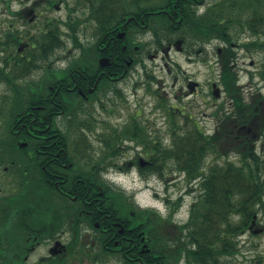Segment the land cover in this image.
Wrapping results in <instances>:
<instances>
[{"label":"flooded vegetation","instance_id":"obj_1","mask_svg":"<svg viewBox=\"0 0 264 264\" xmlns=\"http://www.w3.org/2000/svg\"><path fill=\"white\" fill-rule=\"evenodd\" d=\"M18 1L21 3L17 15L24 23L42 21L33 33L20 29L17 46L20 62H29L42 71L35 79L41 85L40 92L36 93L38 102L29 116L36 128L38 153H42L43 148L49 149L48 158L26 160L36 161L38 165L46 163L42 169H48L53 188L50 193L49 236H36L24 248V254L12 253L10 250L13 248H9L8 255L24 256L17 264H25L32 252L49 243L48 254L41 255L34 264H55L58 261L57 264H71V260L81 256H100L101 261L114 260L116 264H200L199 256L170 253L171 248H178L176 244L181 231L177 222H172L170 228L164 227L165 254L152 255L150 230L143 220L145 217L149 220V217L142 212L144 208L125 194L117 199L119 204H114L116 199L113 196L117 194L114 189L99 186L91 190L88 179H100L103 170L107 171L103 162L120 160L121 154L129 158L120 164V169L127 166L135 168L143 177H158L164 169L162 159L165 158L164 151L160 150L179 146L180 141L175 138L177 135L183 138L186 132L200 135L205 145L209 139H212L210 145L215 144L219 104L210 103V100L226 94L224 85L220 79H206L204 82L192 79L178 61L168 60L170 55L160 54L174 42L166 38L158 46L154 43V36L185 35L186 31L183 34L180 29V18L184 17L182 11L185 9L201 19L216 1L187 0L190 5L183 9L181 0H163L156 5V10H153L152 0ZM29 3L33 6L30 7ZM62 4L69 14L68 32L65 34L58 28L47 29L57 19L46 13L61 11ZM57 26H60L59 22ZM201 33L206 34L201 28L187 32L189 35ZM65 35L70 43L65 41ZM34 37H49L55 44H30ZM250 37L256 36L243 34L245 41ZM209 47L216 50V55H210ZM227 47L224 41L211 39L200 42L195 51L189 47L186 51L196 53L199 61L208 64L213 72L214 64L220 65L219 56ZM235 51L233 66L238 70L240 50ZM242 52L254 54L248 49ZM154 53L165 60L163 67L167 78L152 77L149 84L154 82L156 86L146 88L138 79L134 88L136 93V88L143 85L145 94L151 93L161 102L156 101L152 107L151 101L144 103L136 97L135 108L127 109V114H120L121 110L115 107V103L118 99L129 102V98L124 96L123 88L117 83L127 79L139 67L148 72L144 57L152 60ZM253 64L255 61H250V65ZM241 88L243 90V86ZM115 89L121 90V94ZM199 94L205 104L213 107L210 113L202 112L203 120L196 119L194 106L198 104L190 98ZM106 102H111L110 108L105 107ZM27 121L22 124L26 125ZM165 126L174 133L175 140L167 138L165 141L164 137L154 133ZM240 128L234 129V138L239 142L252 143L258 137L252 128ZM95 143L104 148L100 157L93 151L88 152ZM176 178L177 173L172 174L171 179ZM7 202L8 193L0 196L3 208L0 217L7 220L2 222L6 226L9 221ZM9 240L6 233L4 241ZM211 264H216L215 256Z\"/></svg>","mask_w":264,"mask_h":264},{"label":"trees","instance_id":"obj_2","mask_svg":"<svg viewBox=\"0 0 264 264\" xmlns=\"http://www.w3.org/2000/svg\"><path fill=\"white\" fill-rule=\"evenodd\" d=\"M0 1L8 6L11 2ZM181 3L183 9L190 5L187 0H181ZM156 9L154 6L153 10ZM182 13L184 17L179 16L180 29L183 34L184 30L186 33L177 37L183 39L186 47L195 50L200 42L211 39H219L227 44V49L219 56L220 79L233 107L230 113L225 104L220 105L217 112L219 129L214 145L209 144L212 139L207 140L205 145L200 135L186 132L184 138L188 144L183 150L178 147L160 150L164 151L165 157L172 159V165H177L184 172L191 188L196 185L192 184L193 180L199 178L196 186L199 198L192 205L189 219L179 225L181 234L176 244L178 248H171L170 253L175 256H199L200 264H211L215 256L216 264H227L226 257H235L241 252L239 237L249 230L255 215H264V156L260 155L253 142H239L234 138L235 133L231 132L236 128L235 125L248 122L254 125L255 132L264 137V94H252L247 101L233 66L236 56L234 44L240 42L239 45L249 52L264 51V0H218L201 19L185 9ZM199 28L204 29L206 34H187ZM18 31L13 24H8L0 32V84L6 85V89L0 92V168L8 167L3 174L9 183L13 182L14 190L8 193L7 206L10 210L7 226L2 223L7 220L0 217L3 225H0V264L21 263L24 256H9L8 249L13 248L10 252L15 254H24V248L30 241L36 236H49L50 229L48 207L53 181L49 178L48 169H42L46 163L38 165L36 161L26 160L48 158L49 149L43 148L42 153H38L35 124L27 121L23 125L31 118L29 112L34 110L32 107L38 102L36 93L40 92L41 85L35 79L21 81L33 71L34 66L29 62H20L16 50ZM244 33L255 35L256 39L240 40L239 37ZM166 38L173 41L176 37L156 35L154 43L161 46L162 40ZM34 42L39 45L55 44L49 37H34L30 44ZM257 75L264 81V62ZM105 78L107 81L108 77ZM250 78H254L253 73ZM115 92L121 94V90L115 89ZM262 100L263 103L260 102ZM16 120H20L18 125L14 124ZM21 142L27 145L20 147ZM206 153L213 156L207 173L202 172ZM231 154L238 157V161L229 158ZM220 158H225V161L220 162ZM92 164H89L90 167ZM103 164L106 169L111 165L110 161ZM106 182L103 177L89 178L88 186L91 190L99 186L113 189ZM115 195L114 204H119L117 199L124 193L117 192ZM181 202V199L174 202L172 213ZM42 205L44 207L40 209ZM2 210L0 205V215ZM142 212L149 217V220L146 217L143 220H146L145 226L150 230L152 255L165 254L164 225L171 223L172 219L165 221L154 209ZM5 231L9 234L8 242L4 241ZM89 257L95 261L92 256Z\"/></svg>","mask_w":264,"mask_h":264},{"label":"rangeland","instance_id":"obj_3","mask_svg":"<svg viewBox=\"0 0 264 264\" xmlns=\"http://www.w3.org/2000/svg\"><path fill=\"white\" fill-rule=\"evenodd\" d=\"M43 1V0H42ZM73 0H70V2ZM208 2L216 1V0H207ZM163 2V0H152L153 7L156 5H159ZM21 3V2H20ZM20 3L18 0H11L9 6L6 5L3 1H0V32L3 31L4 28L8 24H13L14 29L16 30H25L26 32L31 31L32 33L36 29V26L39 23H42V21L34 22V20L29 21L28 23H24L17 15V11L20 8ZM30 7L33 6V3H29ZM43 10V9H42ZM67 9L64 8V4H62L61 11L59 10H53L51 12L46 13L47 16L53 17V19L56 16V21H53L51 25L47 26V29H57L65 34L67 31V19L69 18V14L66 11ZM45 11V10H43ZM33 22V23H30ZM57 22H59L60 26H57ZM44 23V19H43ZM68 32V31H67ZM65 41L70 43L67 40V35L64 36ZM243 38V37H242ZM211 52L210 55H216V50H214L212 47H209L207 49ZM170 55L168 60H176L178 61L183 69L186 71V74L188 76H191L192 79L198 80L201 82H204L206 79H212V80H219V71L220 67L219 64H214L215 69L212 72L210 70V66L208 64H204L202 61H199L198 56L196 53H188L186 50L179 51L176 48L170 49L169 51ZM160 54L165 55V53L161 52ZM239 60H238V70H239V83L241 85L240 89L244 93V96L246 100H250V96L252 94H258L260 91L264 94V81L260 79V77L255 74L254 78H250V72H256L258 68L262 65L264 62V51L259 50L258 52H254L253 56L251 54H246L242 52V50L239 51ZM157 55L154 53V58L150 60L148 57H144L145 64L147 66L148 72H145L142 67L137 68V71L134 70L129 77L125 80H121L117 83L119 87H122L124 90V96H127L129 98V102H124L123 99H118V102L115 103V107L119 108L121 110L120 114H127V109L131 110L135 108V101L136 97H138V100L141 102H150V106L154 107L156 101L155 96H152L151 93L145 94V88L149 85L156 86V83L149 84V81L152 77H166L168 76L166 68L163 67L164 59H161L159 57H156ZM192 57V59H189L188 57ZM212 59L214 58L211 56ZM254 60L255 64L250 65V61ZM159 64V65H158ZM145 68V70H147ZM145 72V73H144ZM42 71L37 68H33V71L28 74L25 78H23L21 81L25 82L26 80L31 79H37L41 75ZM151 73V74H150ZM150 74L151 76L147 78V75ZM140 77V78H138ZM140 79L141 82L144 85H141L139 88H136V95L135 93V82ZM169 79V88L171 87V77H168ZM5 84H0V92L4 91L6 89ZM243 86V90L242 87ZM171 90V89H170ZM4 94H1V96ZM201 94L197 96H192L190 98H194L192 100L196 101L198 104L194 106V109H196V119L200 118V120H203L202 112L204 113H210L212 112L213 107H209L207 104L203 102L201 99ZM115 102L116 100H112ZM214 101V102H213ZM159 102H161L159 100ZM216 103L218 104H225L226 108L231 109L232 106L230 105V99L227 97V95L223 94L221 98H214L213 100H210V103ZM263 103V100L260 101ZM111 102H106L105 107L110 108L109 104ZM193 105V104H192ZM219 108V107H218ZM1 123V122H0ZM249 124V123H248ZM245 123L246 126H251ZM2 125V123H1ZM216 125V120H215ZM243 124L239 125L242 127ZM237 128L238 126L235 125ZM234 127V128H235ZM168 132V133H167ZM231 132H234L232 130ZM255 132V130H254ZM158 136L164 137L165 141L170 140L172 138L173 140L176 139V141L179 142V146H177L180 150H183V147L188 144L187 139L181 138V135H177L174 139V133H170L168 128L162 127L160 129H157L156 132H154ZM258 134L257 132H255ZM254 143L257 142V150L260 153V155L264 156V137L260 134H258V137L255 138L253 141ZM95 146V147H94ZM171 148V147H170ZM169 148V149H170ZM112 149V148H111ZM110 149V150H111ZM175 149V148H174ZM97 155V157L101 156V152L104 151V148L101 144H93L88 148V152H91ZM113 149L111 150V153L113 154ZM129 156L126 154H121V159H116L115 162H110L111 165H109L107 168L108 170L105 172L103 170L102 177H105L106 183L110 184L114 192H122L127 196H133V188L136 189L135 196H137V200L139 201V204L144 206L145 208H152L155 211H157L166 221V219H172V222H175V220L178 223H183L187 220L189 217V212L191 209V206L193 205V202L198 200L199 198V191L196 189V186L199 182V178H196L193 180L192 184H196L192 187L191 183L188 182L187 177L185 176L183 171H180L177 168V165H172L171 161L172 159L165 157L162 159V163L164 166V169H161V175L160 176H153V177H143L141 176L135 168L124 166L123 169H120V164L123 163L125 159H128ZM229 158L238 161V157L231 154ZM213 157L211 155H208L206 158V162H203L202 172L208 171V164L212 162ZM220 162H224L225 158H220ZM109 162V161H108ZM104 167V166H103ZM105 168V167H104ZM177 173L176 179H171L172 174ZM7 176H5L0 169V188L8 187L11 188L13 186V182L10 181L11 185H9L8 180L6 179ZM6 194V193H4ZM135 198V197H134ZM181 199V203L176 208V212L172 213L174 206V201H177ZM44 206H39V208H43ZM50 208L48 207V210ZM10 210V207H9ZM50 214V213H49ZM171 216V217H170ZM171 222V223H172ZM171 223H167L164 225V227L170 228ZM258 224L259 226H262L264 224V215L260 213L258 217ZM169 236V235H168ZM240 246H241V252L239 255L235 257H226L227 264H264V231L259 234H254L250 230L243 233L240 237ZM48 247L49 243H45L42 245L38 251H34L30 254L28 259L26 260L25 264H34L43 254H48ZM71 264H93V260L88 256H81L79 259H73L70 261ZM185 262V261H183ZM103 264H116L114 260H110L109 262H103Z\"/></svg>","mask_w":264,"mask_h":264},{"label":"bare ground","instance_id":"obj_4","mask_svg":"<svg viewBox=\"0 0 264 264\" xmlns=\"http://www.w3.org/2000/svg\"><path fill=\"white\" fill-rule=\"evenodd\" d=\"M17 121V120H16ZM32 121V118L28 119V122L30 123ZM20 123V120L17 121V122H14V124L18 125ZM22 124V123H21ZM15 125V126H16ZM95 261H93V264H101V259H100V256H92Z\"/></svg>","mask_w":264,"mask_h":264},{"label":"water","instance_id":"obj_5","mask_svg":"<svg viewBox=\"0 0 264 264\" xmlns=\"http://www.w3.org/2000/svg\"><path fill=\"white\" fill-rule=\"evenodd\" d=\"M177 43H178V44H181L182 42H181V41H178ZM25 144H26V143H24V144H22V145H25ZM255 218H256V216H255ZM255 223H256V222L254 221V222H253V225H255ZM252 227H253V226H252ZM252 227H251V228H252ZM263 230H264L263 227H258V228H256V229H254V232H255V233H260V232H262ZM58 245H59V243L56 244V247H57Z\"/></svg>","mask_w":264,"mask_h":264}]
</instances>
